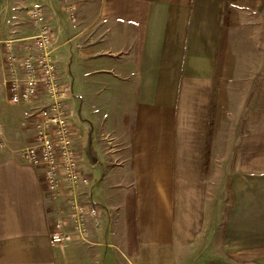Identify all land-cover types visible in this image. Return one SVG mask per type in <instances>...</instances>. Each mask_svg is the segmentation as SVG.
I'll return each instance as SVG.
<instances>
[{"label": "crops", "instance_id": "1", "mask_svg": "<svg viewBox=\"0 0 264 264\" xmlns=\"http://www.w3.org/2000/svg\"><path fill=\"white\" fill-rule=\"evenodd\" d=\"M73 3L75 26L62 0L41 6L54 31L59 82L73 87L72 71L93 75L102 104L95 134L130 145L131 184L98 201L101 226L90 238L103 230L108 243L93 240L94 251L115 244L127 264H264V73L251 87L241 72L227 71L241 58L245 31L235 24L247 17L264 24V0ZM33 7L26 8L29 35L0 41H12L17 55L37 33ZM8 54L0 58V264H66L50 244L64 201L51 198L41 168L18 157L33 140L30 116L45 97L10 103ZM71 100L79 165L93 178L90 144ZM99 183L81 189L83 202L92 203L88 194ZM112 257L110 250L104 264Z\"/></svg>", "mask_w": 264, "mask_h": 264}, {"label": "built area", "instance_id": "2", "mask_svg": "<svg viewBox=\"0 0 264 264\" xmlns=\"http://www.w3.org/2000/svg\"><path fill=\"white\" fill-rule=\"evenodd\" d=\"M62 2L75 26L73 0ZM29 15L37 33L27 39L24 54L12 52V41L0 44V58L9 53L6 85L10 103L30 102L40 93L45 97L44 104L30 116L33 140L19 150L18 157L23 163L41 168L51 198L64 201L63 215L55 223L50 244L57 248L79 245L89 241L93 229L101 226L102 218L96 206L80 198L81 189L91 185L93 178L79 165L81 158L71 124L73 112L67 105L72 87L59 82V63L51 58L53 28L41 6L30 9ZM5 140L0 122V149L5 147Z\"/></svg>", "mask_w": 264, "mask_h": 264}, {"label": "rangeland", "instance_id": "3", "mask_svg": "<svg viewBox=\"0 0 264 264\" xmlns=\"http://www.w3.org/2000/svg\"><path fill=\"white\" fill-rule=\"evenodd\" d=\"M52 2L53 0H0V41L9 37L13 39L29 35L27 33L30 30V21L26 12L27 6L40 5L48 8V4ZM244 19L248 23L244 20L241 24L238 22L235 24V27L245 31L242 34L241 58L230 66L227 65V71L241 72L250 80L252 87L254 75H258L259 78L264 73V24H260V21L255 22L259 18L247 17ZM260 26H262L263 32L257 33ZM232 55H237V52L233 51ZM72 72L71 77L75 78L73 87L71 83L69 84L72 87L71 98L76 105L73 108L77 107L75 123H80L78 128L85 131L86 142L89 141L90 144L88 149L91 154L88 156V163L92 166L93 182L96 179H99L100 182L99 186L88 194V200L96 206L99 205L100 199L106 200L113 191L118 192L121 187L130 186V145L128 140L121 143L107 134L100 132L95 134L93 121L99 119L102 104L93 93V75L88 73L79 75L80 73ZM96 207L102 216V211L98 206ZM93 240L99 243H108L105 231L102 230L94 239L90 238V241L83 245L58 247V249L63 255H66L64 258L66 264H104L103 257L110 250L113 253L111 264L128 263L122 249L115 244L110 247L103 246L101 255L97 254V250L94 251L97 244H94ZM84 248L87 252L82 251ZM69 250H72L70 255L68 254Z\"/></svg>", "mask_w": 264, "mask_h": 264}, {"label": "trees", "instance_id": "4", "mask_svg": "<svg viewBox=\"0 0 264 264\" xmlns=\"http://www.w3.org/2000/svg\"><path fill=\"white\" fill-rule=\"evenodd\" d=\"M127 224H128V230H129L128 237H129L130 242L132 243V239H133L134 231H135V221L132 220L130 213L128 214Z\"/></svg>", "mask_w": 264, "mask_h": 264}]
</instances>
